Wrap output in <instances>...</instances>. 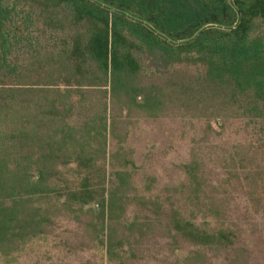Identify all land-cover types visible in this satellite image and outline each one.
<instances>
[{"label":"trees","instance_id":"1","mask_svg":"<svg viewBox=\"0 0 264 264\" xmlns=\"http://www.w3.org/2000/svg\"><path fill=\"white\" fill-rule=\"evenodd\" d=\"M170 109L223 162L210 182L203 152L181 161L174 203L151 195L153 175L137 185L128 145L132 118ZM236 189L262 204L264 0H0V264H21L60 217L109 264L156 232L174 253L194 247L185 264L210 251L244 264Z\"/></svg>","mask_w":264,"mask_h":264},{"label":"rangeland","instance_id":"2","mask_svg":"<svg viewBox=\"0 0 264 264\" xmlns=\"http://www.w3.org/2000/svg\"><path fill=\"white\" fill-rule=\"evenodd\" d=\"M172 110L167 112L169 115L156 120L132 118V123L128 125V145L136 151L137 163L142 166L135 177L137 185L142 187L145 175H153L156 182L152 186L151 195H159L162 199L170 195V202L174 203L181 201L183 195L173 194L168 187L180 181L177 166L181 161L189 159L194 151L200 154L203 152L204 155H201L205 159V171L211 173L206 175L210 182L216 180V171L221 170L223 162L219 148H207L203 144L201 151L196 149L198 145L192 142V130L183 134L181 117L173 115ZM235 127L234 124L232 130ZM233 137L241 138L235 134ZM210 141L217 145L219 143L218 138L213 140L211 137ZM147 154H151V157L146 158ZM226 198V214H229L227 216L231 223L238 225L236 229L241 233L237 246L251 251L244 264H264V194L259 207L241 189L232 191ZM55 226L47 239L40 241L22 257L21 264H109L105 255L103 256V250L90 246L88 237L79 224L60 217ZM178 245L180 249L174 253L170 240L156 232L143 242L142 254H138L139 259L131 264H185L184 256L194 247L182 239ZM240 253L237 251V254ZM206 255L207 260L190 264H236L232 262L234 253L229 256V253L225 255L210 251Z\"/></svg>","mask_w":264,"mask_h":264},{"label":"water","instance_id":"3","mask_svg":"<svg viewBox=\"0 0 264 264\" xmlns=\"http://www.w3.org/2000/svg\"><path fill=\"white\" fill-rule=\"evenodd\" d=\"M207 25L202 26L194 35H196L202 28H204Z\"/></svg>","mask_w":264,"mask_h":264}]
</instances>
